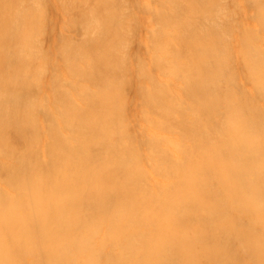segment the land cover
<instances>
[{"label": "bare ground", "instance_id": "6f19581e", "mask_svg": "<svg viewBox=\"0 0 264 264\" xmlns=\"http://www.w3.org/2000/svg\"><path fill=\"white\" fill-rule=\"evenodd\" d=\"M0 264H264V0H0Z\"/></svg>", "mask_w": 264, "mask_h": 264}]
</instances>
